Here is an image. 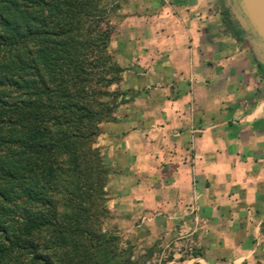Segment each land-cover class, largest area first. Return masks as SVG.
I'll use <instances>...</instances> for the list:
<instances>
[{
    "label": "crops",
    "instance_id": "crops-1",
    "mask_svg": "<svg viewBox=\"0 0 264 264\" xmlns=\"http://www.w3.org/2000/svg\"><path fill=\"white\" fill-rule=\"evenodd\" d=\"M217 1L119 0L111 15L114 60L148 90L100 140L108 222L127 243L194 249L180 264H264V79Z\"/></svg>",
    "mask_w": 264,
    "mask_h": 264
},
{
    "label": "trees",
    "instance_id": "trees-1",
    "mask_svg": "<svg viewBox=\"0 0 264 264\" xmlns=\"http://www.w3.org/2000/svg\"><path fill=\"white\" fill-rule=\"evenodd\" d=\"M117 8L0 0V264H131L103 229L109 171L95 146L126 94L109 52Z\"/></svg>",
    "mask_w": 264,
    "mask_h": 264
},
{
    "label": "rangeland",
    "instance_id": "rangeland-1",
    "mask_svg": "<svg viewBox=\"0 0 264 264\" xmlns=\"http://www.w3.org/2000/svg\"><path fill=\"white\" fill-rule=\"evenodd\" d=\"M109 2H115L119 3V0H108ZM217 6L221 11V5H219V1H217ZM224 20V18H223ZM112 16L110 17V22H112ZM230 34H233L232 31L227 28ZM114 34V33H113ZM113 37V35H112ZM111 37V40H112ZM110 40V42H111ZM247 48V44L245 42H242ZM109 52L113 56L114 55L111 51V47L109 45ZM115 61V60H114ZM116 63V62H115ZM125 71H134V68L129 66L126 68ZM129 75V72L125 73L123 71L122 73V79L119 84V89L121 91H125L126 94L123 97L124 102L120 105L117 106L115 112L113 113V118L114 120L109 121V122H103L99 124V136L95 140V146L98 147L100 154L102 156V162L103 165L107 168L106 166V160L103 154V149L104 146L101 145L100 140L104 137V132L105 128L109 123L115 122L117 120V114L118 110L120 111L125 104L133 101L137 96L140 94L142 91L148 90V88H143L142 90H135L129 86V79L127 78ZM263 79V78H262ZM118 101V100H117ZM108 169V168H107ZM109 171V170H108ZM109 182V176H108V181ZM106 184V186H107ZM108 199V198H107ZM107 207H108V200H107ZM103 229L108 230V231H114L119 238V243L120 247L125 250V257H127L130 261L131 264H180L179 260H183L186 258L187 254L189 253H194V249H189L184 246H173L172 244H168L167 246H160L158 244H153L151 246H145L141 243H127L126 241L123 240V238L119 235V233L110 228L108 220L103 223ZM180 250V256L177 255V251Z\"/></svg>",
    "mask_w": 264,
    "mask_h": 264
},
{
    "label": "water",
    "instance_id": "water-1",
    "mask_svg": "<svg viewBox=\"0 0 264 264\" xmlns=\"http://www.w3.org/2000/svg\"><path fill=\"white\" fill-rule=\"evenodd\" d=\"M221 6L264 75V0H221Z\"/></svg>",
    "mask_w": 264,
    "mask_h": 264
},
{
    "label": "flooded vegetation",
    "instance_id": "flooded-vegetation-1",
    "mask_svg": "<svg viewBox=\"0 0 264 264\" xmlns=\"http://www.w3.org/2000/svg\"><path fill=\"white\" fill-rule=\"evenodd\" d=\"M226 14H227V21L231 24V28L233 29L234 33L237 35L236 27H235V25L230 21V19H229V15H228V12H227V11H226Z\"/></svg>",
    "mask_w": 264,
    "mask_h": 264
}]
</instances>
